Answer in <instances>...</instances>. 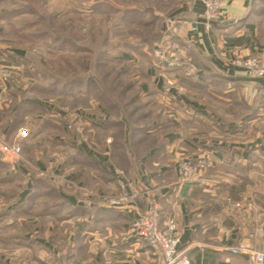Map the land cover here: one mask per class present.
<instances>
[{
    "label": "crops",
    "instance_id": "1",
    "mask_svg": "<svg viewBox=\"0 0 264 264\" xmlns=\"http://www.w3.org/2000/svg\"><path fill=\"white\" fill-rule=\"evenodd\" d=\"M155 1L159 7L144 6L166 17L156 25L159 35L155 47L162 45L169 54L186 59L187 66L194 64L198 78L187 77L185 67H146L141 92L156 95V118L151 127L142 124L136 130L121 117L120 142L115 140L110 110L97 107L103 114V123H98L87 120L85 111L78 109L77 117L89 134L66 141L63 135L67 130L62 125V132L55 135L59 136L56 140L61 138L60 143L74 147H65L75 154L69 158L72 171L40 175L3 158L10 165L4 177L9 176V182L17 183L19 189L0 201L6 206L3 213L0 211V221L4 214L16 217L27 213L34 225L46 224L42 233L46 242L53 237L52 225L59 226V238L69 247L70 255L78 257L76 264L85 262L87 253L93 258L86 264L88 260V264H159L155 251L130 238L132 220L146 209L150 198L156 197L162 227L170 218L178 222L181 247L187 249L192 264H254L247 256L224 248L237 244L264 247V233H256L259 226L264 227V104L258 102L264 88L258 82L238 79L249 74L231 63L235 55L247 57L263 50L252 14L236 21L245 16L250 0L224 1L218 25L176 19L171 34L170 20L204 17L205 5L202 0ZM138 63L143 64L141 60ZM2 64L9 62L0 52ZM168 80L184 85L185 92L172 89L166 93ZM18 94L12 82L0 78V136L7 139L8 135L10 142L17 140L21 121L31 125L39 120L44 125L46 118L43 112L26 117L32 107L19 114ZM24 100L39 110H48L42 99ZM94 116L91 114L92 119ZM104 130L106 135H99ZM22 140L26 141L25 154L36 150L27 138ZM183 159H207L209 166L180 183ZM39 165L45 170L44 163L39 161ZM37 178H45L47 183L38 184ZM121 179L128 181L137 195L126 207H109L106 199L122 192ZM40 204L42 209L36 211ZM47 244L50 249L51 244ZM89 244L91 251L84 248Z\"/></svg>",
    "mask_w": 264,
    "mask_h": 264
},
{
    "label": "rangeland",
    "instance_id": "2",
    "mask_svg": "<svg viewBox=\"0 0 264 264\" xmlns=\"http://www.w3.org/2000/svg\"><path fill=\"white\" fill-rule=\"evenodd\" d=\"M155 2V0H0V52L9 62V65H1L3 72L7 75V80H3L0 75L1 81L12 82L15 90L17 88L19 92L17 98L21 100L42 99L49 110L48 112L42 111L34 106L28 113H25L26 110H21L19 114L25 113L26 117L32 116L33 118L38 112H43L46 118L51 115L56 122L61 124L58 126L50 123L49 120L46 121V118L44 125L39 120L32 122L29 120L31 125H26V122L21 121L17 130V140L10 142L11 138L8 135L7 139L0 136V141L5 139L10 144H21L20 157L18 160L13 159L15 165H20L27 171H38L40 175L57 170L72 171L69 158L70 156L72 159L75 158V154L70 150L73 154L71 155L65 147L70 145L74 147L70 143L67 145L60 143L61 138L60 141L56 140L59 136L56 138L55 135L62 132L60 130L62 125L67 130L63 135L67 138L66 141H71L74 135L86 137L89 134L85 125L77 117L78 109L84 110L87 120L90 119L93 122L103 123L101 120L103 114L97 111V107L102 106L108 110L113 108L110 110L111 117L125 118L132 129L137 130V125L142 124L152 126V120L156 118L158 103L156 95H145L141 92V81L145 76L146 67H150L151 64L155 67L153 61L158 62L155 49L160 47L169 53L168 49L163 48L162 45L155 47L154 44L159 35L156 25L166 17L161 18L160 15L154 14L155 19L153 16L149 17L153 19V22L147 26L142 21L143 16L141 15L136 17L135 22L129 24H125L120 17L124 10L128 11L131 8H136L137 11H139L138 8L144 9V6L148 5L155 8L157 6ZM91 6L97 10L92 11ZM104 7L108 9V13L107 9L98 12ZM250 7L258 39L263 45L262 52H264V0H250ZM171 33L173 30L168 28V34ZM106 36L108 42L102 45ZM83 55L88 58H84V63L80 60ZM95 55L102 60L107 56L114 60H107V67L101 68L102 71L107 70L110 76L102 77L99 73L101 70H99V79L91 88L88 84L87 73L91 71L94 73L96 70H86L85 65L92 64L96 58ZM19 56L27 62L22 63ZM119 58L122 59L119 60ZM138 60H141L143 64L138 63ZM69 61L72 66L68 64ZM74 66L76 68H73ZM166 67L182 68L162 66V68ZM77 75L83 77L77 80L76 84L71 85V79ZM113 80L114 84L111 83ZM124 85L130 88L128 87L123 97L121 93ZM176 85L182 87L185 92L184 85ZM67 88L70 91L63 92ZM258 99L259 103L264 104L262 92L259 93ZM8 103L10 105V102ZM91 114H95V118L92 119ZM21 127L28 131L27 135L19 134ZM115 127L113 131L116 137H114L120 142L123 138L116 131L119 128ZM130 131L133 132V130ZM99 135L105 136V130L100 131ZM21 138H27L29 145L33 144L36 150L29 149L25 154L23 145L26 141H21ZM149 140L152 141L154 138ZM0 155V160L6 159L1 151ZM39 161L46 165L45 170L42 171ZM7 170L10 171L9 164L5 168L0 167V179ZM18 189L17 183L11 181L4 183L1 179L0 191L5 194L0 192V201H3V197H11ZM5 209L6 206L1 203L0 211L3 213ZM39 209H42V204L36 211ZM28 217L29 215L24 212L16 217H10L8 214L2 215L0 264H74L78 257L72 252L70 255L69 247L65 245L63 239L59 238V226L52 225L53 237L49 233L52 238L46 242L42 238L46 224L39 222L34 225ZM34 230L36 231L33 232ZM130 238L140 242L144 249L151 248V251H154L147 242L135 236L132 231ZM47 243L51 244L50 249ZM84 248L91 251L90 244ZM86 256V261L82 264H86L87 259L93 258L92 254L90 256L87 253Z\"/></svg>",
    "mask_w": 264,
    "mask_h": 264
},
{
    "label": "built area",
    "instance_id": "3",
    "mask_svg": "<svg viewBox=\"0 0 264 264\" xmlns=\"http://www.w3.org/2000/svg\"><path fill=\"white\" fill-rule=\"evenodd\" d=\"M205 5L204 17L208 20H221L223 18L222 4L224 1L232 0H202ZM186 23V21H183ZM175 21L170 20L169 28L172 29ZM183 25V24H182ZM191 30H196L193 25ZM155 56L158 62L153 61V65L157 68H162L163 65L172 67H185V74L193 79L198 78V70L195 65L189 63L187 66L186 59L169 54L160 47L155 49ZM231 63L237 67L245 69L250 76L264 77V52L256 53L250 56L235 55L231 58ZM0 75L3 80H7V75L3 72L0 66ZM172 89L180 93L184 89L177 86L173 81L168 80L164 86V91L169 93ZM20 135H27L28 131L21 127ZM0 151L5 158L10 160L20 157L22 146L19 143H9L5 139L0 141ZM209 161L200 159L194 162L190 159H183L179 168L180 183L187 182L200 172L207 168ZM120 185L122 192L117 196H111L106 199V204L109 207L123 208L136 197L137 193L130 190V183L121 179ZM240 205V204H237ZM161 207L156 197L150 198L146 209L132 220L131 231L140 239L147 242L150 247L160 256L159 264H192L191 257L187 253L186 248H182L180 229L178 222L174 218H170L163 228L161 225ZM256 233H264V227L259 226ZM251 236H254L252 234ZM233 254H242L247 256L254 264H264V247L256 248L251 245L237 244L224 247ZM71 264V263H69Z\"/></svg>",
    "mask_w": 264,
    "mask_h": 264
},
{
    "label": "trees",
    "instance_id": "4",
    "mask_svg": "<svg viewBox=\"0 0 264 264\" xmlns=\"http://www.w3.org/2000/svg\"><path fill=\"white\" fill-rule=\"evenodd\" d=\"M93 6V5H92ZM92 6H91V9H92V11H96L97 9H93L92 8ZM97 6V5H96ZM107 8H101L98 12H102V11H105ZM136 8H131V9H128V11L127 10H124L123 12H122V15H121V17H120V19H122L123 21H124V23L125 24H129V23H133V22H135L136 21V17L137 16H139V15H141V16H143V18H142V21H144L145 23H146V26L147 25H151V23L153 22V19H155L154 18V13H152L151 11H149V10H146L145 8L144 9H140V8H138V10L139 11H137V10H135ZM107 13H108V9H107ZM153 16V19H150L149 17H152ZM137 32H139V30H137ZM67 42V41H66ZM108 42V39H107V36L105 37V39H104V42H103V44L102 45H105L106 43ZM132 45H133V43H131ZM83 48H86V47H84V46H82ZM92 50V49H91ZM87 55V54H86ZM104 55H106L105 53H104ZM96 56V58H95V60L93 61V63L92 64H87V65H85L86 67H85V69L86 70H96V72H94V73H92V71L90 72V73H87V79H88V84H89V86H91V88L95 85V82L97 81V79H99V77H98V71L99 70H101V71H99V73H101V76L102 77H104V78H108L109 76H110V73H108V71L107 70H103L102 71V67H107V65H108V63H107V60H114L113 58H110V57H105L106 59H104V60H102L101 58H98V55H95ZM19 58V60L22 62V63H24V62H27V60H25L24 58H22L21 56H19L18 57ZM83 58V59H82ZM84 58H87V57H85L84 55L83 56H81V58H80V60L84 63ZM88 59V58H87ZM122 58H119V60H121ZM125 59V58H124ZM127 59V58H126ZM68 64L70 65V66H72V64H71V61H69L68 62ZM73 68H76L75 66L73 67ZM98 69V70H97ZM83 76H81V75H77V76H75L74 78H72L71 79V85H74V84H76L75 82H77V80H81V78H82ZM67 80V79H66ZM69 81V80H68ZM73 82V83H72ZM111 83H113L114 84V80L111 82ZM116 83V82H115ZM120 83H118V85H119ZM117 85V86H118ZM129 87V86H128ZM126 85H124L123 87H122V93H121V95L124 97V95H126V93H127V91H128V89L130 88H128ZM62 91V90H61ZM70 91V89L69 88H67V89H65L63 92H65V93H67V92H69ZM80 98V97H79ZM82 98V97H81ZM19 106H20V110L19 111H21V110H25V109H29V108H31V107H36L37 108V106L36 105H28L27 104V102H26V100H21L20 102H19ZM114 107V106H113ZM113 108H111L110 110H112ZM120 111V110H119ZM20 113V112H19ZM119 117H113V122H114V124H115V126L117 127V128H119L117 131L122 135V127H121V125H122V123L119 121ZM50 121V123H54V122H56L53 118H51V117H47L46 118V121ZM57 123V122H56ZM130 123V122H129ZM55 124V123H54ZM118 125V126H117ZM5 166H7L6 165V161H4V160H0V167H2V168H5ZM1 172H3V171H1ZM4 177V176H3ZM3 177H1V179H2V181H4L5 183H7V182H9V179H10V177L9 176H5L4 178ZM0 179V180H1ZM36 182L38 183V184H46L47 182H46V179L45 178H37L36 179ZM1 192V191H0ZM2 194H4L3 192H1ZM33 196V195H32Z\"/></svg>",
    "mask_w": 264,
    "mask_h": 264
},
{
    "label": "water",
    "instance_id": "5",
    "mask_svg": "<svg viewBox=\"0 0 264 264\" xmlns=\"http://www.w3.org/2000/svg\"><path fill=\"white\" fill-rule=\"evenodd\" d=\"M251 14V7H249L247 13L245 14L244 17L236 20L237 22L238 21H241V20H245L249 17V15ZM193 19V20H196V21H200V22H207V23H210V24H213V25H218L220 23V20H208L206 17H199V18H190V17H184V16H178V17H174L172 20H176V19ZM238 79L240 80H246V81H255V82H258L263 88H264V77H257V76H240V77H237Z\"/></svg>",
    "mask_w": 264,
    "mask_h": 264
}]
</instances>
